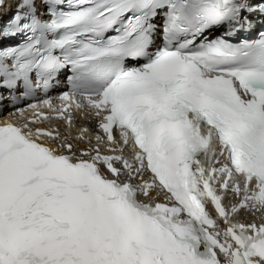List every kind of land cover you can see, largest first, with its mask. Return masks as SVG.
I'll use <instances>...</instances> for the list:
<instances>
[{
	"label": "snow or ice",
	"instance_id": "1",
	"mask_svg": "<svg viewBox=\"0 0 264 264\" xmlns=\"http://www.w3.org/2000/svg\"><path fill=\"white\" fill-rule=\"evenodd\" d=\"M9 2L0 264H264V0Z\"/></svg>",
	"mask_w": 264,
	"mask_h": 264
},
{
	"label": "bare ground",
	"instance_id": "2",
	"mask_svg": "<svg viewBox=\"0 0 264 264\" xmlns=\"http://www.w3.org/2000/svg\"><path fill=\"white\" fill-rule=\"evenodd\" d=\"M217 34H219V33H217ZM64 90V89H63ZM25 104V103H24ZM5 108V106L3 107V109ZM5 114V113H4ZM3 115V114H2Z\"/></svg>",
	"mask_w": 264,
	"mask_h": 264
}]
</instances>
